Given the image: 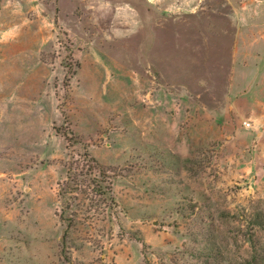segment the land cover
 <instances>
[{
  "label": "rangeland",
  "instance_id": "obj_1",
  "mask_svg": "<svg viewBox=\"0 0 264 264\" xmlns=\"http://www.w3.org/2000/svg\"><path fill=\"white\" fill-rule=\"evenodd\" d=\"M260 126L264 0H0V264H264Z\"/></svg>",
  "mask_w": 264,
  "mask_h": 264
},
{
  "label": "crops",
  "instance_id": "obj_2",
  "mask_svg": "<svg viewBox=\"0 0 264 264\" xmlns=\"http://www.w3.org/2000/svg\"><path fill=\"white\" fill-rule=\"evenodd\" d=\"M255 130L256 131L249 133V131H246L245 128H242L240 129V134L241 135L255 134L256 135L255 137H257L256 139L258 140V145H259V142L261 143V139H264V126H260L259 128H256Z\"/></svg>",
  "mask_w": 264,
  "mask_h": 264
},
{
  "label": "built area",
  "instance_id": "obj_3",
  "mask_svg": "<svg viewBox=\"0 0 264 264\" xmlns=\"http://www.w3.org/2000/svg\"><path fill=\"white\" fill-rule=\"evenodd\" d=\"M243 125L250 126V123L248 121H244Z\"/></svg>",
  "mask_w": 264,
  "mask_h": 264
},
{
  "label": "trees",
  "instance_id": "obj_4",
  "mask_svg": "<svg viewBox=\"0 0 264 264\" xmlns=\"http://www.w3.org/2000/svg\"><path fill=\"white\" fill-rule=\"evenodd\" d=\"M91 160H92V159H91ZM93 161L95 162V164H96L97 166H99V167L101 166L96 160L93 159Z\"/></svg>",
  "mask_w": 264,
  "mask_h": 264
}]
</instances>
